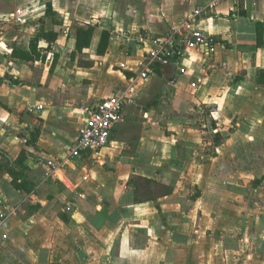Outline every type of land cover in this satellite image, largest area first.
I'll use <instances>...</instances> for the list:
<instances>
[{
    "label": "crops",
    "instance_id": "1",
    "mask_svg": "<svg viewBox=\"0 0 264 264\" xmlns=\"http://www.w3.org/2000/svg\"><path fill=\"white\" fill-rule=\"evenodd\" d=\"M198 7L209 44L177 64L121 39L166 35ZM42 24L58 33L47 60L14 57ZM262 69L264 0H0V77L21 82L0 85V264H264ZM118 93L134 103L109 144L71 158L85 109ZM131 177L170 190L152 198Z\"/></svg>",
    "mask_w": 264,
    "mask_h": 264
},
{
    "label": "built area",
    "instance_id": "2",
    "mask_svg": "<svg viewBox=\"0 0 264 264\" xmlns=\"http://www.w3.org/2000/svg\"><path fill=\"white\" fill-rule=\"evenodd\" d=\"M217 2H212L209 7H213ZM20 13V10L17 11ZM207 10L198 7L194 10L185 23L166 35L153 37L151 40L142 34H122L121 39L124 43H145L150 41L151 48L148 51L150 61H158L163 64H177L178 57L184 55V46L187 44L208 45V36L198 29L195 19ZM20 21H22L20 19ZM147 76V74H143ZM134 99L126 93H118L97 102L93 107L85 109V121L79 130V135L73 146L69 148L71 158L80 157L85 150H91L99 154L108 144L112 133L123 117L126 104H133ZM42 105H30L28 110L31 113L42 111ZM51 166L56 165L51 162ZM2 221L0 220V226Z\"/></svg>",
    "mask_w": 264,
    "mask_h": 264
},
{
    "label": "trees",
    "instance_id": "3",
    "mask_svg": "<svg viewBox=\"0 0 264 264\" xmlns=\"http://www.w3.org/2000/svg\"><path fill=\"white\" fill-rule=\"evenodd\" d=\"M52 13H53L52 5L50 3H48L47 7H46V15H50ZM95 29H96V26L92 25V24L77 27V29H76V49L72 54L73 57L76 56L77 53L83 52V50L85 48H88L91 46ZM57 37H58V33L56 31L46 30L44 25L42 24V26L40 28H38L37 33L31 39L30 48L27 50V49H21V48L15 47L13 49V56L16 58H19L21 60H25V61H43V62H45L47 60V57H48V52L51 51L52 45L56 42ZM107 38H108V32H104L100 46H99V50H98L99 53H102L105 50V48L107 46ZM42 41H45L47 43L46 47L41 46ZM85 64L90 65L91 63H85ZM257 82L260 85H264V69H262L258 72ZM4 83H9L12 85H19L21 82L17 79H14V77H12L11 75L6 74L4 77H0V85L4 84ZM40 133H41V128L39 127L33 132L32 139L29 140V142H36ZM16 163H17V165L22 166L23 168L25 167V165H24V151H23V156L22 155L19 156V158L16 160ZM8 172L11 173V175H14L16 177L20 176V175H18V172L16 171L14 166H11L10 169L8 170ZM135 177H131V179H129V181L130 182L135 181L136 187L138 186V179L146 181L148 183V185L150 186V188H152V186L159 185L155 181L148 180V179H145L143 177H137V178H135ZM14 183L16 184L17 187H20V184H18L17 181H14ZM160 188L166 189V193H168L170 190V188H168L166 186H163V185L160 186L159 185V189H156L154 191L155 195L152 196V198H156V197H159V196L165 194V193L160 192ZM135 200H137L139 202L143 201L142 199H139V197L135 198Z\"/></svg>",
    "mask_w": 264,
    "mask_h": 264
},
{
    "label": "rangeland",
    "instance_id": "4",
    "mask_svg": "<svg viewBox=\"0 0 264 264\" xmlns=\"http://www.w3.org/2000/svg\"><path fill=\"white\" fill-rule=\"evenodd\" d=\"M137 187L140 190V192H142V193L147 192L149 189H152V191L159 189V185L152 186V188H150L148 183L144 180H141V179H138V186Z\"/></svg>",
    "mask_w": 264,
    "mask_h": 264
},
{
    "label": "water",
    "instance_id": "5",
    "mask_svg": "<svg viewBox=\"0 0 264 264\" xmlns=\"http://www.w3.org/2000/svg\"><path fill=\"white\" fill-rule=\"evenodd\" d=\"M23 120L29 124H33L36 122V118L35 116H33L32 114H30L29 112H26L23 116Z\"/></svg>",
    "mask_w": 264,
    "mask_h": 264
}]
</instances>
